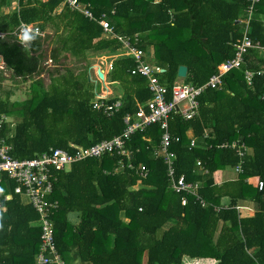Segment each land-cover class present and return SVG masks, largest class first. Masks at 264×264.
Segmentation results:
<instances>
[{
    "label": "trees",
    "instance_id": "obj_1",
    "mask_svg": "<svg viewBox=\"0 0 264 264\" xmlns=\"http://www.w3.org/2000/svg\"><path fill=\"white\" fill-rule=\"evenodd\" d=\"M79 1L96 19L105 15L114 33L138 36L145 59L163 69L158 75L168 98L180 65L187 66L182 81L200 85L233 57L251 5V0ZM60 2L0 0V118L7 117L0 136L15 159L50 148L73 153L120 135L124 117L151 97L147 79L130 73L134 59L119 56L107 80L122 86L121 105L112 114L93 107L96 86L88 79L93 66L88 57L114 54L120 42L67 5L57 12ZM253 7L249 36L264 46V0ZM23 25L44 33L27 50ZM245 69L261 74L247 84ZM5 71L12 80L29 82L24 99L13 100L12 88H3ZM198 103L190 119L171 113L169 150L175 153V177L197 183L206 205L171 188L163 157L154 154L162 130L151 124L124 140L131 156L107 152L56 173L48 198H58L63 210L53 237L62 264H264V54L249 49L240 69L227 72L219 88H207ZM234 141L236 148L221 146ZM141 164L146 177L137 172ZM236 167L235 178L215 182L216 170ZM0 178V261L39 264L40 226L33 222L39 213L18 194L7 199L15 183L5 174ZM250 178L261 180L262 188Z\"/></svg>",
    "mask_w": 264,
    "mask_h": 264
},
{
    "label": "built area",
    "instance_id": "obj_2",
    "mask_svg": "<svg viewBox=\"0 0 264 264\" xmlns=\"http://www.w3.org/2000/svg\"><path fill=\"white\" fill-rule=\"evenodd\" d=\"M258 1L259 0H251V5L248 8L249 15L244 20L242 35L233 44L235 48L233 57L220 62L214 73L200 85L186 83L182 80L175 81L170 90V98H168L167 95L169 94V90L161 83L158 75L163 69L145 59V50L139 46L137 35L131 39L130 37L116 34L113 32L105 15L100 19H96L87 5L79 0H61L59 5L62 7L67 5L71 9L81 12L89 19L97 20L102 26L105 34L118 39L120 42V49L116 53L110 55L108 63L105 61L106 58L104 56L99 57L100 64L98 67L101 69L103 79L97 75L96 71H94V76L95 82L98 81L102 83L101 91L104 92L98 93L95 91L93 107L95 109L102 108L104 114H112L121 105L120 96L116 97V100L108 102L111 92L109 88H107L108 81L106 80V77L111 68L112 59L115 56H131L134 59L135 66L130 70V73L141 75L147 79V87L151 93V97L144 103H137L135 112L127 114L124 117L125 128L122 134L115 135L107 140H102L90 147H75L73 153H68L60 148H50V151L43 152L33 158L19 160L12 158L9 155V146L4 144L3 138L0 136V176L1 174H5L8 178L12 179L15 183L13 192L27 195L29 203L39 213L38 223L40 226V245L37 252V262L39 264H46L53 261L58 263L60 260L53 241L54 231L51 216L57 208V202L54 199L48 198L53 192V182L57 179L56 173L67 169L72 163L78 160L92 156L100 157L107 152H116L119 155L131 156V152L125 147L124 140L134 132L143 130L151 124H157L162 130L159 146L154 151V154L156 156L162 155L167 169V176L171 182V188L174 191L193 195L195 199L199 200V203L202 206L206 205V202L196 191L197 183L186 181L184 175H180L178 178L174 175L175 153L169 150V144L171 141L169 118L171 113L179 114L184 119L192 118L197 112L199 105L198 97L207 88H219L222 84L223 76L227 72L233 69H240L249 49H257L260 53L264 54V46L259 42H253L249 36L250 14L254 9L253 5ZM29 29L43 36V33L39 32L38 29H32L28 25H23L20 32ZM3 35V33H0V36ZM101 66H103V69ZM255 74L261 73L250 69H245L243 71V77L247 84L252 82ZM6 120L7 117L4 115L0 118V127H2V123ZM194 142L195 138L193 137L190 140V145L193 146ZM227 145L236 148L238 142H226L221 146ZM199 163L200 162L197 161V164ZM128 167H132V164H128ZM235 170L237 171L238 167H236ZM137 172L140 176L146 177L148 169L144 164H141L137 168ZM249 181H251V178ZM251 182L259 189L262 188L263 183L261 180L256 178L254 182ZM6 197L8 199L11 195L8 194ZM187 201L188 199L186 195H184L182 197V204H186ZM1 210L2 204L0 202V211ZM59 263L62 264L61 260ZM0 264L5 263L0 261Z\"/></svg>",
    "mask_w": 264,
    "mask_h": 264
},
{
    "label": "crops",
    "instance_id": "obj_3",
    "mask_svg": "<svg viewBox=\"0 0 264 264\" xmlns=\"http://www.w3.org/2000/svg\"><path fill=\"white\" fill-rule=\"evenodd\" d=\"M61 9H62V6L59 5V6L57 7L56 11L59 12ZM47 32H49V30H46V31H45V33H47ZM42 33H43V32H42ZM43 35H44V33H43ZM40 36H41V35H40ZM43 37H44V36H43ZM43 37H42V38H43ZM44 46H45V44H44ZM49 47H50V46H49ZM110 55H112V53H105V54L102 55V56H104V57L106 58L105 61L107 62V59L110 58ZM99 57H101V56H96L95 63H94L93 66H92V69H93L94 71H96V69L98 68V65H99V63H100V61H99ZM117 57H119V56H117ZM114 58H116V56H115ZM114 58H113V59H114ZM113 59H112V60H113ZM49 60H50V59H48V60L46 61L47 67H52V66H53V65H52V61H51V60L49 61ZM147 61L150 62V60H147ZM150 63H151V62H150ZM3 65H4V63L0 61V69L3 67ZM101 68L103 69V66H101ZM4 74H5L6 80H3V81L1 82L3 88H5V87H4V83L6 84L7 82H11L10 84L12 85V90L14 91L15 89H17V88H18V85H19V84H18L19 81H18L17 79L12 80L10 73L7 72V71H5ZM47 79H48V81H49V76H48V75H47ZM88 79H89L91 82H93V83L95 84L96 87H95L94 91H96V92H98V93H103V92H104V91H101L102 83H101V82H98V81L95 82L94 72H92V74H90V75L88 76ZM179 79L181 80L182 78L177 76L176 81H179ZM106 80H107V77H106ZM107 81H108V80H107ZM9 88H11V87H9ZM107 88H109V90H110V92H111V94L109 95L110 98H112V97H118V96H121V95L123 94L122 86H121L118 82H109V81H108ZM24 90L27 91V89H25V88H24ZM105 92H106V91H105ZM108 92H109V91H108ZM187 135H188V136H191V132H190V130H188ZM236 174H237V172H236L235 168H234V169H233V168H232V169H218V170H216V171L213 173V177H214L215 182L220 183V182H222V181H225V180H228V179H233V178H235V177H236ZM0 177H1V176H0ZM170 186H171V182H170ZM8 194H10L11 197H12L13 195H16L17 193H14V192H11V191H7L5 196H7ZM18 195L20 196V200H21V202H23V203H25V204H28V203H29V200H28L27 195H25V194H18ZM11 197H10V198H11ZM54 200L57 202V208H56V210L51 214V216H52V226H53V231H54V225H55V222H57V221L59 220V215L63 214V210L59 207V204H60L59 199H58V198H54ZM227 200H228V198H222V201H223L224 203H226ZM201 206H202V205H201ZM70 218H71L73 221H76V220H77L75 214L70 215ZM33 222H34V224L37 223V225L39 226L38 221H33Z\"/></svg>",
    "mask_w": 264,
    "mask_h": 264
},
{
    "label": "rangeland",
    "instance_id": "obj_4",
    "mask_svg": "<svg viewBox=\"0 0 264 264\" xmlns=\"http://www.w3.org/2000/svg\"><path fill=\"white\" fill-rule=\"evenodd\" d=\"M45 48H47V49H49V46H48V44H45ZM102 55H104V54H101V55H99V56H102ZM152 56V55H151ZM89 59V62H91L90 64H94L95 63V59H96V56H94V55H90L89 57H88ZM150 59H151V57H150ZM109 60L110 59H107V63L109 62ZM100 64V63H99ZM106 64V63H105ZM81 65L82 64H79V65H76V67H81ZM92 72H94V70L92 69L91 71H90V74H92ZM89 74V75H90ZM44 80L46 81V82H48V79H47V77H46V75L44 76ZM182 80V79H181ZM180 79H179V81H181ZM11 82H7L6 84L4 83V87H5V89H9V87H11L12 88V85L10 84ZM19 85H18V88L17 89H15L14 91H12V94H11V98L13 99V100H21V99H24L25 97H26V93L28 92V91H26V90H24V88L26 89L27 88V86H28V84H29V82H19L18 83ZM2 91H0V93H1ZM3 94V93H2ZM94 98V97H93ZM10 119V118H9ZM256 180V178H251V181H255ZM227 202V201H226ZM210 260H208V259H206L205 261H203V263H206V262H209ZM197 262H199V261H197ZM196 261H195V263H197Z\"/></svg>",
    "mask_w": 264,
    "mask_h": 264
},
{
    "label": "clouds",
    "instance_id": "obj_5",
    "mask_svg": "<svg viewBox=\"0 0 264 264\" xmlns=\"http://www.w3.org/2000/svg\"><path fill=\"white\" fill-rule=\"evenodd\" d=\"M38 33L32 30H26L22 33L21 43L25 47V49H29L31 44L37 39Z\"/></svg>",
    "mask_w": 264,
    "mask_h": 264
},
{
    "label": "water",
    "instance_id": "obj_6",
    "mask_svg": "<svg viewBox=\"0 0 264 264\" xmlns=\"http://www.w3.org/2000/svg\"><path fill=\"white\" fill-rule=\"evenodd\" d=\"M251 31V28H249V32ZM97 75L103 79V74L101 73V69L98 67L96 69ZM187 75V66L185 65H180L177 69V76L184 78Z\"/></svg>",
    "mask_w": 264,
    "mask_h": 264
}]
</instances>
